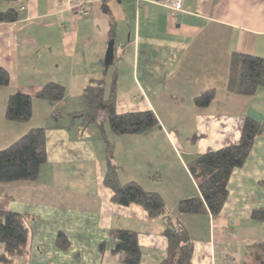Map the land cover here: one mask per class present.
I'll list each match as a JSON object with an SVG mask.
<instances>
[{
	"label": "crops",
	"instance_id": "0c3cea01",
	"mask_svg": "<svg viewBox=\"0 0 264 264\" xmlns=\"http://www.w3.org/2000/svg\"><path fill=\"white\" fill-rule=\"evenodd\" d=\"M75 1L1 2L17 11L18 20L0 24V67L9 75L1 91L0 150L32 127L47 129V160L37 182L0 185L12 211L36 217L30 264H122L108 240L114 228L138 233L142 264L166 259L162 220H150L138 206L111 202L103 184L106 156L99 131L66 127L68 120L52 107L80 100L81 108L66 117L82 111V90L96 79H104L106 92L115 81L117 113L152 111L158 121L147 134L118 138L113 161L119 181L163 198L169 214L188 231L192 264H245L253 245L264 243V222L250 218L264 208V135L255 138L246 163L231 174L218 216L179 215L177 204L200 197L188 171L196 155L236 145L245 118L264 122V88L249 97L228 89L237 55L264 58V0H182L179 12L166 0H81L86 16L71 10ZM110 41L113 58L105 67ZM51 82L65 87L60 102L34 101L29 123L4 120L10 94L34 96ZM208 90H214L210 104L195 105ZM126 160L127 173L121 166ZM60 232L67 250L56 247Z\"/></svg>",
	"mask_w": 264,
	"mask_h": 264
},
{
	"label": "trees",
	"instance_id": "16d2710c",
	"mask_svg": "<svg viewBox=\"0 0 264 264\" xmlns=\"http://www.w3.org/2000/svg\"><path fill=\"white\" fill-rule=\"evenodd\" d=\"M11 1L15 0H0V3ZM17 20L16 10L0 11V24L15 23ZM110 27L112 38L113 23ZM237 56L238 64L231 74L228 89L235 95L249 97L257 89L264 88V58L244 54ZM111 63L112 59H109L104 65L107 67ZM104 83V79L90 80L82 90L84 109L71 113L66 127L76 124L82 132L89 127L99 131L106 156L103 184L112 193L111 202L122 207L138 206L150 220H162L163 236L167 242L164 264H192L193 243L188 231L176 216L169 214L163 198L158 193L144 190L135 182L121 183L113 161L118 138L151 132L158 126L157 118L152 111L117 113L115 81H112L108 92ZM8 85L9 75L0 67V88ZM64 95L65 87L52 82L44 85L34 96L10 94L4 106L3 118L7 122L29 123L34 115V101L55 104ZM213 98L214 90H208L195 98L194 103L198 107H206ZM46 131L45 127H32L0 150V185L37 182L47 160ZM261 135H264V122L245 118L236 145L196 155L188 164V171L197 184L200 197L180 201L177 213L197 216L209 213L212 217L218 216L228 197L227 185L231 174L243 167L255 138ZM9 205L10 196L0 187V264H30L31 223L36 221V217L14 212ZM250 218L264 222V208L252 211ZM138 236L132 230L110 229L108 240L113 244L111 252L122 257V264H142ZM105 245V242L99 244L98 250L103 252ZM56 247L62 251L69 248V242L61 232L57 235ZM252 248L250 260L245 264H264V243H256Z\"/></svg>",
	"mask_w": 264,
	"mask_h": 264
},
{
	"label": "rangeland",
	"instance_id": "374dc122",
	"mask_svg": "<svg viewBox=\"0 0 264 264\" xmlns=\"http://www.w3.org/2000/svg\"><path fill=\"white\" fill-rule=\"evenodd\" d=\"M7 10V6L6 4H3V3H0V11H5ZM1 91H4L3 88H0V104L2 103V100H1V96H2V92ZM73 102H68V103H65L63 104L62 107H60L59 105L58 106H52L54 109H58V112L60 113L61 116H63L64 120L67 121V112H71V110H75L74 108H81L79 106H81V102L80 100L78 101H74L72 100ZM80 104V105H79ZM93 130L96 129V128H92ZM97 161L101 162L99 156L97 155ZM129 161L130 160H126V161H122L121 162V166L123 167V171L127 173V171H131L130 167H129ZM103 170V169H102ZM120 257V255H119ZM108 262H111L110 260ZM122 262V260H121ZM109 264H117V262L114 260L113 262L109 263Z\"/></svg>",
	"mask_w": 264,
	"mask_h": 264
},
{
	"label": "built area",
	"instance_id": "2783aa9c",
	"mask_svg": "<svg viewBox=\"0 0 264 264\" xmlns=\"http://www.w3.org/2000/svg\"><path fill=\"white\" fill-rule=\"evenodd\" d=\"M139 3L145 0H137ZM167 5L171 8V10L175 12H179L182 10L183 1L182 0H166ZM154 3H159L157 1H152ZM71 10L76 12L77 14H81L82 16L88 15V8L84 6V3L81 0H76L74 3L71 4ZM122 51L119 49L117 50V55L120 56Z\"/></svg>",
	"mask_w": 264,
	"mask_h": 264
},
{
	"label": "water",
	"instance_id": "95a60500",
	"mask_svg": "<svg viewBox=\"0 0 264 264\" xmlns=\"http://www.w3.org/2000/svg\"><path fill=\"white\" fill-rule=\"evenodd\" d=\"M112 58H113V41H110L105 55V59H112Z\"/></svg>",
	"mask_w": 264,
	"mask_h": 264
}]
</instances>
